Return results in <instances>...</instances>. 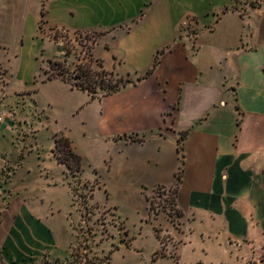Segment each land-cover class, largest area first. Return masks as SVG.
<instances>
[{
	"label": "crops",
	"instance_id": "1",
	"mask_svg": "<svg viewBox=\"0 0 264 264\" xmlns=\"http://www.w3.org/2000/svg\"><path fill=\"white\" fill-rule=\"evenodd\" d=\"M40 26L92 32L125 84L94 98L46 79L40 63L62 51ZM0 71V264L71 261L85 220L70 179L116 207L130 244L115 254L130 261L264 264V0H0ZM57 138L78 169L59 162ZM160 186L176 219L149 211Z\"/></svg>",
	"mask_w": 264,
	"mask_h": 264
},
{
	"label": "rangeland",
	"instance_id": "2",
	"mask_svg": "<svg viewBox=\"0 0 264 264\" xmlns=\"http://www.w3.org/2000/svg\"><path fill=\"white\" fill-rule=\"evenodd\" d=\"M47 34H49V32ZM44 38L47 39V37ZM48 41L53 42L58 47L57 49L62 51V54L59 57L50 58L49 61H45V59L42 60L40 66L43 68L42 70L47 72V76L51 75V77L60 78L69 84L72 83V87L90 93L94 98H101L109 94L110 87L113 89H120V87L125 84L126 81H124L122 77L110 74L102 68L99 59L95 56V36H93L94 45H92L93 52L91 57H84V53L87 52L85 46L79 42L72 43L71 39L68 40L66 38L61 43L59 37L57 40V38L52 39L51 36L48 38ZM40 51V48H37L36 51L26 55L25 50L23 65L18 72V78H15L9 90L10 96L8 98V105L13 109L15 108L16 96L12 94V92L21 91L23 89L19 83L23 77L32 84L37 62H40ZM79 67L84 71V73L80 75H78L77 72ZM0 74H3V71H0ZM38 138L43 147L49 144V137L44 131ZM69 184L73 190L74 200L83 214L85 225H83L82 231L85 232L82 237L78 235L77 245L73 249L74 252L72 251L73 258L71 261L62 264H151L147 254H144L142 258L136 257L134 261H130L121 254H115L120 246H129L130 244V239L126 237L127 231L123 230L122 221L117 218L115 211L116 207L108 205L104 198L93 200L91 192L92 187L90 186L83 191L77 181H72V179H70ZM165 238L166 235H162V241H166ZM169 241L172 240L167 238V242ZM161 252L160 254L163 255L164 252ZM113 254L115 255L113 256ZM157 255L156 252L153 259H155ZM156 264L190 263L186 260L175 262L174 260L168 259L157 262Z\"/></svg>",
	"mask_w": 264,
	"mask_h": 264
},
{
	"label": "built area",
	"instance_id": "3",
	"mask_svg": "<svg viewBox=\"0 0 264 264\" xmlns=\"http://www.w3.org/2000/svg\"><path fill=\"white\" fill-rule=\"evenodd\" d=\"M40 33L44 36L52 39L58 40L60 38V42L62 43L63 40L66 38L68 40L71 39L72 43H81L87 49V52L84 53V57H91L93 48V36L92 32H85V31H68L65 29H48L43 28L40 26ZM180 30L183 37L186 40L193 41L196 37L195 25L193 20L186 18L181 22ZM49 32V34H47ZM85 61V60H84ZM81 63V62H80ZM74 70V69H73ZM60 74V73H59ZM69 84V83H68ZM72 84V83H71ZM70 84V85H71ZM4 114L0 112V126L3 123ZM149 211L151 214L156 212H164L170 219L177 218V210L174 202V188L171 187H156L152 190L150 200H149Z\"/></svg>",
	"mask_w": 264,
	"mask_h": 264
},
{
	"label": "trees",
	"instance_id": "4",
	"mask_svg": "<svg viewBox=\"0 0 264 264\" xmlns=\"http://www.w3.org/2000/svg\"><path fill=\"white\" fill-rule=\"evenodd\" d=\"M155 65L156 64L154 63L153 68L155 67ZM153 68H152V70H153ZM79 69H80V67L77 70L78 75L84 73V71L82 69H80V70ZM148 74H149V72H148ZM52 76H53V74H52ZM49 78H51V75L47 76L46 79H49ZM109 90H110L109 94H111V93H116L119 90V88L113 89L112 87H110ZM88 94H90V93H88ZM106 95H108V94H106ZM67 146L68 145H67V142L65 140H62L60 138L55 139V150L54 151H55L56 157L58 158L59 162L64 164L68 169H70V170H72L74 168L78 169L79 164H80V159L78 156L72 154L70 152V150H68Z\"/></svg>",
	"mask_w": 264,
	"mask_h": 264
}]
</instances>
